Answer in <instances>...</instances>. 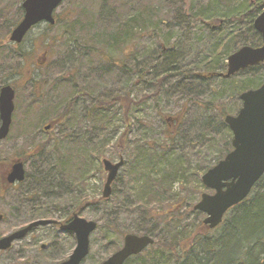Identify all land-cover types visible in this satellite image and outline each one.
I'll return each mask as SVG.
<instances>
[{
    "label": "rangeland",
    "instance_id": "1",
    "mask_svg": "<svg viewBox=\"0 0 264 264\" xmlns=\"http://www.w3.org/2000/svg\"><path fill=\"white\" fill-rule=\"evenodd\" d=\"M22 1L0 0V8L8 12L9 22L21 19L23 11L18 5ZM190 1L193 16L188 17L173 0H64L55 11L63 21L51 28L39 23L29 31L22 45L29 52L23 65H17L13 75L4 73L9 69L4 70L3 66L0 86L2 82L11 84L15 95L10 129L8 135L0 140V158L5 159L0 161V176L2 169H8L16 159L22 160L33 145L47 139L51 146L55 137L63 136L60 149L65 159L71 162L70 168L75 171V166H78L74 173L77 179L80 178L78 189L87 199L86 207L79 215L97 223L96 230L89 236V254L81 264H100L122 246L124 234H144L143 229L151 228L150 224L141 221L137 211L117 205L118 196L133 181L132 149H135L133 145L136 142L147 143L156 152L164 154L154 167L157 172L170 166L184 170L185 173L181 175L179 172L171 185L172 195L177 194L179 201L171 202L170 206L180 208L185 203L195 204L202 193H212L200 185L201 180L198 184L194 175L191 176V172L196 171L201 177V168L220 156V148L207 142L212 135L217 139L218 134L207 135L204 118L208 111L205 104L210 103L235 115L241 101L235 92L237 89L239 92L237 83L216 77L203 79L195 73L208 67L224 70L226 58L233 52L227 48L236 43L248 45L243 44L249 36L242 32V26L221 24L212 27L207 22L236 16L247 8L248 3L246 0ZM70 11L80 13L79 25L73 28L66 27ZM133 14L138 16L134 18ZM114 17L118 18L120 30L125 28L124 22H129L125 28L127 35L119 38V42L115 35L114 40L113 35L108 37L110 31L118 29L109 25ZM91 20L94 23L88 27L84 22ZM6 28L0 24L1 38ZM2 40L1 47H14L7 37ZM1 57L0 53V66L3 65ZM109 60L116 65H109ZM12 62L18 64L20 60L15 58ZM9 64L7 66L12 65L11 62ZM59 67H65L64 75L72 76L73 81H56ZM130 68L133 73H130ZM181 70L193 73L189 77V85H186L189 78L180 80L175 75ZM233 76L236 82L258 77L264 79V65ZM76 88L102 100H110L115 95L125 99L104 111H97L99 116L95 113L88 120L83 118L82 98L78 97L71 114L58 126L49 123V129L45 130L44 126L52 116L53 111L48 112L53 109L52 105L57 106ZM127 95L133 102L126 98ZM90 96L83 98L85 107L93 104ZM62 108H56V114ZM166 123L174 135L173 142L165 134ZM125 127L129 128L128 142L132 145L130 149L120 150L116 147L117 138ZM94 142L96 155L87 160V168L92 171L86 178H81L80 152ZM120 156L124 164L111 186V196L106 202L99 203L97 198L101 196L106 178L101 159L117 162ZM32 163L35 165L34 161ZM24 166L26 174L32 173L29 162H24ZM72 173V169L67 170V175ZM31 188L33 186L27 179L15 190L0 186V213L4 215L0 221V234L22 227V222L33 214L32 207L28 210L29 203H24L22 198V193ZM39 189L36 197L40 198L41 205L37 207L40 212L36 213L42 218L52 215L64 219L66 197L55 204L57 209L49 205L52 199L64 195L62 188L52 183L47 190ZM48 195V198L43 197ZM68 201L71 200L68 198ZM53 236L60 238L59 248L67 257L75 246L74 236L43 226L15 241L10 250L1 251L0 264H55L54 257L60 251L55 252L48 247L36 254V247L30 245L36 237L41 239L39 241L49 242ZM108 241L116 243L114 250L107 249Z\"/></svg>",
    "mask_w": 264,
    "mask_h": 264
},
{
    "label": "trees",
    "instance_id": "2",
    "mask_svg": "<svg viewBox=\"0 0 264 264\" xmlns=\"http://www.w3.org/2000/svg\"><path fill=\"white\" fill-rule=\"evenodd\" d=\"M173 1H175V4L178 5L179 9L183 11L185 16L190 17L192 15L193 5L190 0ZM246 1L248 3L247 8L238 15L222 19V22H219L218 18L210 19L207 22L211 26H221V24L226 26L235 24L238 26L240 25L242 26V32L249 36L247 40L243 41V44L256 46L261 44V36L254 30L252 24L255 16L261 11L260 4L262 0ZM103 2L104 1L101 3ZM18 8L22 9L21 4L18 5ZM7 14L8 12L5 11V8L1 7L0 24L7 26V30L3 32V37H0V53L2 54L1 62L3 63L1 66L2 70L3 66L4 70L7 68L9 69L4 73L13 75L14 71H16L15 67L17 65L21 67L25 58L29 54L26 49L22 48L29 32L21 43L12 44L14 47H8L6 45L1 47V44H3L2 39L8 36L11 28L14 27L19 20L17 19L14 22H9ZM79 14L80 13H74V11L69 12V21L66 24L67 28H73L74 26L76 27L79 25V20L77 21ZM138 14H133L134 18L135 16H138ZM60 21H63V18L60 17V14H57L55 15V24H44L46 27L51 28L57 25ZM84 23L88 25V27H91L94 21L91 20ZM112 23L109 25H112L119 30L114 29L110 31V33H108V37L113 35L112 39L114 40L115 35V38H118L117 40L119 42V38L122 39V37L127 35L128 30H125V28L129 26L127 25L129 22H124L126 26L123 30H120L122 27L118 24L117 17L112 19ZM131 25L133 24L131 23ZM45 40L46 39L44 38L43 41ZM240 46L241 45L236 43L231 48L228 47L227 50L232 52ZM7 51L9 52L7 53ZM93 51L96 52L95 50ZM15 58L20 60L18 64H14V62H12ZM109 61V65H116L115 62H112L111 60ZM10 62L12 65L7 66L10 65ZM20 63L22 64L20 65ZM262 65H264V63H261L258 66L245 68L237 75L245 73L248 69H254ZM121 67H125V65H122ZM59 68L61 69H59L58 73H56V81H73L72 76L68 78L64 75L66 72L65 67ZM211 68L212 67H208L202 71L199 70L194 73L197 77L211 79L204 78L199 75L203 72L216 71ZM129 71L131 73L132 68H130ZM192 74L188 70H181L177 71L175 75H177L180 80H184L191 77ZM234 77L235 76L225 79L223 78V80L237 83L239 92L238 89L235 92L238 96L240 92L246 89L258 87L264 80L261 77H258L253 80L236 82ZM43 81L45 82V79ZM189 83L190 78L186 85H189ZM84 96L88 97L90 95L84 93L81 88L80 90L76 88V90H74L70 95L60 100L57 106L52 105L51 108L53 109L48 111H53L50 114L52 116L48 119V124L50 123L54 126L60 125L61 122L64 121L73 111L74 103L77 101L78 97L82 98L80 105L83 107V118H87L88 120L90 119L89 116H93L95 113L97 114V111H104L114 103L121 102L125 99L123 96L119 95H115L110 100H102L95 98L94 96H90L93 104L91 107H85V101L83 99L85 98ZM126 98L133 102L128 95ZM59 107L64 108L56 114L57 110L55 109ZM205 108L208 111L204 118V125L207 127L205 128L207 135L210 133L218 134L217 139L214 135H212V138H208L207 142L212 146L216 145L220 148V156L216 158V161L210 163V165L203 166L200 170L201 172H204L209 167L213 166L232 148L231 133L228 126L224 122V116L228 113L224 112L222 108L210 105V103H206ZM97 115L99 116V114ZM168 128L169 124L166 123L165 134L169 138V141L173 142L174 135L168 130ZM128 132L129 128L125 127L122 133L118 136L116 146L118 149H130L132 144L128 142ZM104 140L106 141V138H104ZM62 142V135L55 137L52 140L51 146L50 141L46 139L39 145H33L30 150H28L29 153L24 154V158H22L24 162H29L33 169L32 173L26 174L25 177V180L27 179L33 188L25 190L26 192L24 191L22 193L23 202L29 203L27 208L30 210L32 207L33 214L22 222V226L28 221L41 217V215L36 213L40 212L37 207L41 205L40 198L36 197V195H38L36 194V191L40 190V187L47 190L52 183H56V185L60 186L64 195L56 199H52L49 205L54 207V209H57L58 207L55 204L60 203L61 198L66 197V200L63 199L66 201L67 206L64 209L66 215L65 218L70 217V215L74 212L80 214L81 209L86 207L87 199L85 196H82L81 191L78 189L80 178L77 179V174H74L77 171L78 166H75V171L73 168H70L71 162L68 158L65 159L63 151L60 149ZM90 144L91 145L82 148L80 152L82 157V164L80 166L83 171L82 174L79 173L81 178H86L89 172L92 171L87 168L89 164L87 160L90 158L93 159L91 156L96 155L97 150L95 142ZM133 146H135V149H132L134 153L130 152L134 155L133 181L129 182L128 186H126L123 192L120 193L117 205L137 211L140 215L141 221L150 224L151 227L143 229L142 232L144 234L151 235L154 240L152 244L148 245L147 248L140 253L128 257L124 264H264V174L256 182L249 195L244 200L227 210L220 224L214 228H209L202 222L204 214L193 209L194 204L185 203L180 208H176L175 205H169L171 202L179 201L177 194L172 195L171 185L174 183L179 172L181 175L185 173L184 170H181L179 167L170 166L165 171L157 172L154 167L156 164L161 162L164 154L156 152L151 146L144 142H136ZM0 161L4 162L5 159L0 158ZM32 161H34L35 165H33ZM69 169H72V175H67V170ZM5 170L7 171V168ZM5 170H1L0 180L6 172ZM193 175L199 184L201 179L200 176L198 177V172H191V176ZM57 179H59V181ZM200 185L203 186L202 183ZM55 187L57 188V186ZM43 193L46 194V191H43ZM110 196L104 198L101 195L97 198V201L99 203L106 202ZM43 197L48 198L49 195ZM68 198L71 201L67 202ZM45 218L55 217L52 215H45ZM2 235L3 234H0V236ZM115 244L116 243L114 241H108L106 247L112 251L116 247ZM58 251H60L58 253L59 255L54 257V259H56L55 263L66 258L65 253L63 254V251H61L60 248H58Z\"/></svg>",
    "mask_w": 264,
    "mask_h": 264
},
{
    "label": "water",
    "instance_id": "3",
    "mask_svg": "<svg viewBox=\"0 0 264 264\" xmlns=\"http://www.w3.org/2000/svg\"><path fill=\"white\" fill-rule=\"evenodd\" d=\"M64 0H23V16L9 34V41L19 44L34 26L39 23L55 24V10ZM261 12L253 20V28L261 35L258 46L243 45L226 60L223 72H203L204 78H229L239 71L264 63V0ZM239 98L242 105L235 115L225 116V123L232 133V150L201 176L202 184L212 193H202L193 209L204 213V225L214 228L221 223L224 214L232 206L244 200L257 180L264 174V81L257 88L243 91ZM14 89L5 84L0 87V140L9 132L14 110ZM50 125L44 126L49 129ZM106 178L102 196L107 198L111 193V183L116 178L124 163L120 156L117 162L106 158L101 160ZM25 178L24 164L21 160L12 163L6 181L9 184L21 182ZM2 214L0 213V220ZM55 223L51 219H37L26 226L0 237V251L7 250L11 244L22 239L29 231L39 225ZM94 220L86 219L76 213L65 224L60 225L63 231L75 236V247L70 255L58 264H81L89 253V236L96 229ZM148 234L126 233L120 248L110 254L100 264H123L132 255L138 254L153 243Z\"/></svg>",
    "mask_w": 264,
    "mask_h": 264
},
{
    "label": "flooded vegetation",
    "instance_id": "4",
    "mask_svg": "<svg viewBox=\"0 0 264 264\" xmlns=\"http://www.w3.org/2000/svg\"><path fill=\"white\" fill-rule=\"evenodd\" d=\"M213 26H215V25H212V27ZM2 72H3V70H2V66H0V77L2 76ZM2 85H3V82H2ZM1 85V86H2ZM0 86V87H1ZM10 166V165H9ZM8 171H9V168L7 169V171L4 173V175L2 176V178H1V180H0V186L1 187H4L5 189H12V190H15V189H18V187H19V183H15V184H7L6 183V175L8 174ZM75 213V212H74ZM73 214V213H72ZM72 214L70 215V217H68V218H64V219H58V218H53V219H51V220H54L56 223H51V224H47V225H39V226H36V227H34L31 231H29V233L28 234H30L31 235V233L36 229V228H38V227H43V226H50L51 228H56L57 230H59V231H63V230H61L60 229V225H62V224H65L66 222H68L69 221V219L72 217ZM37 219H42V217H40V218H36V219H33V220H31L30 222H32V221H35V220H37ZM29 221H28V223H30ZM63 232H65V233H70V232H68V231H63ZM27 234V235H28ZM71 234V233H70ZM39 240H41V239H39L38 237H36V238H34V239H32V241H31V246H35L36 247V249H35V252H36V254H40V253H42V252H44V251H46V248H48V247H50L51 249H53L55 252H57L58 251V248H59V245L61 244V241H60V238L57 236V237H52L51 239H50V241L49 242H43V241H39ZM39 241V242H38ZM38 242V243H37ZM11 249V248H10ZM9 249V250H10Z\"/></svg>",
    "mask_w": 264,
    "mask_h": 264
}]
</instances>
